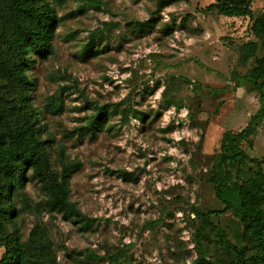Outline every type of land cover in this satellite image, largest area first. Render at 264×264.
Masks as SVG:
<instances>
[{
    "label": "rangeland",
    "instance_id": "obj_1",
    "mask_svg": "<svg viewBox=\"0 0 264 264\" xmlns=\"http://www.w3.org/2000/svg\"><path fill=\"white\" fill-rule=\"evenodd\" d=\"M20 1L34 13L49 2ZM99 1L82 10L84 0L55 8L61 19L53 52L31 54L36 63L22 71L24 79L2 70L10 55L1 41L5 121L39 159L10 158L19 166L13 171L0 162V264L17 232L20 264H264V246L243 217L233 209L208 213L224 207L213 181L223 135L244 128L262 105L261 93L238 73L248 74L255 60H240L243 43L259 41L264 55L255 32L264 0H245L253 9L245 16L207 8L225 0ZM0 6L27 22L17 2ZM150 18L154 27L141 31L137 23ZM7 28L8 35L19 31L16 24ZM103 28L109 38L102 51L84 58L89 34ZM52 94L65 100L61 114L46 108ZM97 104H107L110 117L92 135L83 127ZM241 144L264 160V119ZM74 164L65 174L70 209H51L52 192ZM259 176L264 162L249 161L232 169L227 184L241 189ZM8 178L15 181L10 192ZM259 200L264 205V193Z\"/></svg>",
    "mask_w": 264,
    "mask_h": 264
},
{
    "label": "trees",
    "instance_id": "obj_2",
    "mask_svg": "<svg viewBox=\"0 0 264 264\" xmlns=\"http://www.w3.org/2000/svg\"><path fill=\"white\" fill-rule=\"evenodd\" d=\"M20 5L21 10L26 12L27 22L20 20L19 18L11 19V16H7L6 9L0 6V54L1 41L4 40L7 45V52L9 51V58L4 63V57L2 59V70L7 73L17 75L21 79H24L22 71L32 69L36 63V58L31 54L41 58L48 57L53 52V36L61 19L55 13V8L64 6L69 0H49L47 8L42 13H34L28 8L24 7L20 0H13ZM82 6L99 4V0H84ZM176 0H171V2ZM170 2V3H171ZM207 8H218L222 13L229 16H245L253 14L250 1L245 0H225L221 3L213 2L207 6ZM11 22V23H10ZM156 22L155 18H150L146 21H140L137 23L141 31L150 30L154 27ZM16 24L19 27V31L8 35L7 25ZM111 24L105 28H110ZM105 28L94 30L89 34L87 44L83 45V57L87 58L95 54H99L102 49L100 45L106 41L108 30ZM255 32L260 40L264 42V13L257 18L255 25ZM259 41L250 40L242 44L240 52V60L247 63L251 58H255L254 65L249 70L248 74L242 75L238 73V76L244 83H248L252 89L261 93V108L251 118L249 123L240 131L227 130L221 143V152L216 161L215 174L213 181L217 183L216 195L223 203L224 207L209 209L208 213L220 214L229 209L236 211L237 215L243 217L246 220L247 227H249L253 238L264 246V205L259 200V197L264 193V176L253 177L243 188H233L227 183L231 178V172L233 168L236 170H242L243 165H247L249 161L261 163L264 160L254 158L248 155L247 151L242 146V141L258 133V128L264 119V55H259ZM10 63L8 64V62ZM65 100L62 97L54 94L48 95L46 100V108L53 114H61L65 109ZM142 112L136 110L135 117L141 118ZM110 111L107 104H97L96 112L83 128H86L92 135H96L98 132L104 130V125L109 121ZM4 125V126H3ZM6 127V129H5ZM3 129V130H2ZM17 130H13L11 126L6 124L5 113L1 105L0 100V162L6 163L10 171H13L14 165L9 163L10 158H14L17 155H21L23 159H26L29 164H34L39 159L37 152L28 151V141L22 132L16 133ZM78 164L69 166L67 171H64V181L54 190L51 194V198L48 202L51 209L66 212L70 209V203L68 202L69 184L67 182V175L75 171L78 168ZM19 169L16 168L15 170ZM66 174V176H65ZM15 176L16 174H11ZM15 181L12 178H8L5 186H9V192L14 186ZM0 228V239L2 236ZM223 245H230V240L223 238ZM23 245L21 242V234L17 232L14 237V249L5 257L3 264H20L24 261L23 258ZM91 258H100L97 254L90 256ZM52 264H59L57 260H54Z\"/></svg>",
    "mask_w": 264,
    "mask_h": 264
}]
</instances>
